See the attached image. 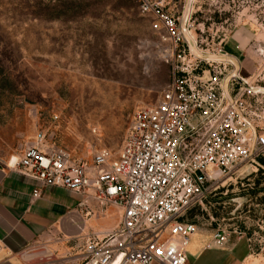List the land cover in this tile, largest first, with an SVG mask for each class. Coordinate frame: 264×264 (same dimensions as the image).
Segmentation results:
<instances>
[{
	"label": "rangeland",
	"instance_id": "obj_1",
	"mask_svg": "<svg viewBox=\"0 0 264 264\" xmlns=\"http://www.w3.org/2000/svg\"><path fill=\"white\" fill-rule=\"evenodd\" d=\"M189 1H168L180 23ZM190 2L191 56L246 59L264 87V0ZM162 49L136 0H0V160L39 136L72 162L117 160L135 113L171 84ZM249 100L263 112L264 95ZM184 218L264 255V158L210 180Z\"/></svg>",
	"mask_w": 264,
	"mask_h": 264
},
{
	"label": "built area",
	"instance_id": "obj_2",
	"mask_svg": "<svg viewBox=\"0 0 264 264\" xmlns=\"http://www.w3.org/2000/svg\"><path fill=\"white\" fill-rule=\"evenodd\" d=\"M136 1L172 67L160 102L135 113L117 160L111 162L107 151L93 157L95 167L110 165L95 177L85 162L35 146L16 166L43 186L95 189L102 205L122 208L119 229L90 242L84 264H189L186 249L198 226L182 220L186 212L201 203L210 180L264 156V135L256 126L264 110L259 113L249 100L264 94L231 80L228 98L224 81L232 66L191 56L169 0ZM192 27L186 26L188 34ZM39 194L34 190V197ZM229 235L216 230L215 246L222 247Z\"/></svg>",
	"mask_w": 264,
	"mask_h": 264
},
{
	"label": "crops",
	"instance_id": "obj_3",
	"mask_svg": "<svg viewBox=\"0 0 264 264\" xmlns=\"http://www.w3.org/2000/svg\"><path fill=\"white\" fill-rule=\"evenodd\" d=\"M238 62L242 78L255 86L252 83L257 78L250 64L246 59ZM256 126L264 135V120ZM31 146L50 150L35 139L13 155L15 159L0 160V264H84L87 245L117 231L123 210L102 205L95 189L76 193L46 187L26 175L16 163ZM86 164L90 177L110 169L109 164ZM36 189L40 190L38 197L33 196ZM215 233L211 228H197L186 249L189 264H264V255L252 249L248 238L230 234L218 247Z\"/></svg>",
	"mask_w": 264,
	"mask_h": 264
},
{
	"label": "water",
	"instance_id": "obj_4",
	"mask_svg": "<svg viewBox=\"0 0 264 264\" xmlns=\"http://www.w3.org/2000/svg\"><path fill=\"white\" fill-rule=\"evenodd\" d=\"M191 1V0H190ZM187 4V7L185 8V12L183 15V20L180 23L181 29L184 33L185 39L190 47V40H189V34L186 32L185 28H184V24L186 22V16L188 15L189 12V7H190V2ZM214 62V61H212ZM216 62H226L228 64H230L233 67V71L231 73V75L229 77L226 78V80L224 81V90L228 96V98H230V95L228 93V85L230 83L231 80H235L237 81L239 84H241L244 87L250 88L251 90L255 91V92H259V93H263L264 94V88L262 87H249V85L240 77L239 73H240V64L237 60H235L233 57H222V59H220V61H216Z\"/></svg>",
	"mask_w": 264,
	"mask_h": 264
},
{
	"label": "trees",
	"instance_id": "obj_5",
	"mask_svg": "<svg viewBox=\"0 0 264 264\" xmlns=\"http://www.w3.org/2000/svg\"><path fill=\"white\" fill-rule=\"evenodd\" d=\"M261 158H264V156L260 157L258 160H260ZM182 220L186 221L185 218L183 217ZM188 222V221H187ZM192 223V222H191Z\"/></svg>",
	"mask_w": 264,
	"mask_h": 264
},
{
	"label": "bare ground",
	"instance_id": "obj_6",
	"mask_svg": "<svg viewBox=\"0 0 264 264\" xmlns=\"http://www.w3.org/2000/svg\"><path fill=\"white\" fill-rule=\"evenodd\" d=\"M13 158L15 159L16 157L14 156Z\"/></svg>",
	"mask_w": 264,
	"mask_h": 264
}]
</instances>
